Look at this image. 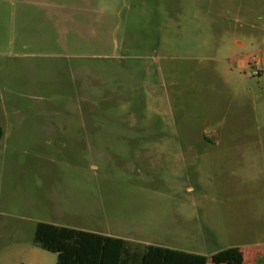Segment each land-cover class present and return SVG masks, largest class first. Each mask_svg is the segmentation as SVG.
<instances>
[{
    "label": "rangeland",
    "instance_id": "rangeland-1",
    "mask_svg": "<svg viewBox=\"0 0 264 264\" xmlns=\"http://www.w3.org/2000/svg\"><path fill=\"white\" fill-rule=\"evenodd\" d=\"M42 3L0 0V264H57L39 223L264 264V0Z\"/></svg>",
    "mask_w": 264,
    "mask_h": 264
},
{
    "label": "trees",
    "instance_id": "trees-1",
    "mask_svg": "<svg viewBox=\"0 0 264 264\" xmlns=\"http://www.w3.org/2000/svg\"><path fill=\"white\" fill-rule=\"evenodd\" d=\"M3 134L0 124V141ZM34 244L57 254V264H208L204 255L157 245L139 250L122 238L48 223L37 225Z\"/></svg>",
    "mask_w": 264,
    "mask_h": 264
},
{
    "label": "crops",
    "instance_id": "crops-1",
    "mask_svg": "<svg viewBox=\"0 0 264 264\" xmlns=\"http://www.w3.org/2000/svg\"><path fill=\"white\" fill-rule=\"evenodd\" d=\"M22 1L36 2V1H41V0H22ZM44 1L45 3H42L40 5L47 6V7L68 9L69 11H71L70 13L71 15H74L75 10H89V9L90 10L97 9L100 11L117 10L120 8V3H121V0H62V1H65V3H60V4L55 2L58 0H44ZM105 236L121 238V237L111 236V235H105ZM192 254H196V253H192Z\"/></svg>",
    "mask_w": 264,
    "mask_h": 264
},
{
    "label": "built area",
    "instance_id": "built-area-1",
    "mask_svg": "<svg viewBox=\"0 0 264 264\" xmlns=\"http://www.w3.org/2000/svg\"><path fill=\"white\" fill-rule=\"evenodd\" d=\"M250 64L254 67L255 74L259 75L260 72L258 67L261 64V60L257 56H254L253 59L250 61Z\"/></svg>",
    "mask_w": 264,
    "mask_h": 264
}]
</instances>
